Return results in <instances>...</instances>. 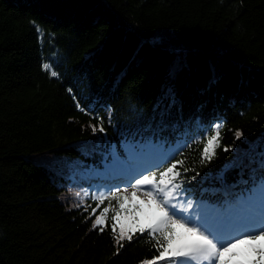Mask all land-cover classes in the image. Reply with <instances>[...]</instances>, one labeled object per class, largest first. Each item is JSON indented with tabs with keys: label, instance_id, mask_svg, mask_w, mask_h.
Segmentation results:
<instances>
[{
	"label": "trees",
	"instance_id": "1",
	"mask_svg": "<svg viewBox=\"0 0 264 264\" xmlns=\"http://www.w3.org/2000/svg\"><path fill=\"white\" fill-rule=\"evenodd\" d=\"M116 157L156 183L176 164L174 202L196 215L249 198L264 162V0H0V264L159 257V231L117 243L127 224L94 227L84 191L129 183L95 175Z\"/></svg>",
	"mask_w": 264,
	"mask_h": 264
},
{
	"label": "snow or ice",
	"instance_id": "2",
	"mask_svg": "<svg viewBox=\"0 0 264 264\" xmlns=\"http://www.w3.org/2000/svg\"><path fill=\"white\" fill-rule=\"evenodd\" d=\"M37 31L43 36L39 28ZM50 67L48 64L42 65L45 70H49ZM50 75L55 77L58 74L51 71ZM219 129L220 125H217L215 135L205 145L203 155L206 159L211 158L210 152L214 155L215 146L219 143ZM99 130L103 132L104 128L101 127ZM95 131L96 128L93 127V132ZM240 135L239 132L236 133L237 138ZM136 166L137 164L133 161H122L118 157L114 158L112 164L114 169H134ZM175 167L176 164H173L166 169L165 173H161L159 184L155 182V173L153 178L143 175L142 179L135 182L137 188L150 186L147 194L152 199L148 203L154 205V214L150 222L146 228L140 227L139 232L144 233L150 230L149 235L155 239V233L159 231L164 241L163 245L158 240L154 244L160 253L159 257H154L152 261H146L145 264H156V260H163L165 264H264V162L261 164L262 174L259 183L246 201L236 208H230L226 214L204 206V210L198 211L195 216L185 208V204L189 208L193 206L190 200L182 203L172 202L181 190V185L174 183L179 175V172L173 173ZM169 173L172 174V179L165 182L163 177ZM165 184L167 187L164 186ZM156 197L159 198V202ZM98 199L102 202L105 197L101 196ZM121 207L123 208V204ZM196 207L199 209L201 206ZM107 211L108 209H105V212ZM115 218L114 216L113 219ZM181 221L184 222L181 223ZM103 223L102 214L97 217L94 227ZM190 224L194 226L190 227ZM130 231L132 230L125 231L122 228L117 243L125 239L130 241L132 239ZM240 236L244 238H237ZM241 245L247 247L237 251ZM121 247H123L122 244ZM253 256L258 258L253 260L251 259Z\"/></svg>",
	"mask_w": 264,
	"mask_h": 264
},
{
	"label": "rangeland",
	"instance_id": "3",
	"mask_svg": "<svg viewBox=\"0 0 264 264\" xmlns=\"http://www.w3.org/2000/svg\"><path fill=\"white\" fill-rule=\"evenodd\" d=\"M150 157V163L145 167L148 168L150 166L154 167L155 169L161 166V163L165 162L169 154L168 152L159 151L156 153H151L149 155ZM113 159L109 161L104 167L95 170V175L100 176L103 180H114L118 178H130L129 183L123 185L122 182H119L118 185H115L113 187H109L110 189H121L119 191H112L108 189H100V187L96 185H92L91 187H87L84 191V194L87 192L88 196L93 199L95 204H97V210L99 211L97 214L99 217L103 214L104 219L109 218L112 221L125 223L128 225L127 228L133 229L136 226L145 227L150 222L151 216L154 214V205H150L148 201L152 199V197L148 196V191L150 190V186H141L139 188L136 187L135 182L136 180L142 179L143 174H140L138 177L139 179H136V177L131 176V174L128 173L125 169H114L112 167ZM143 168V167H141ZM165 177V182L170 181L171 179ZM159 184V183H157ZM123 185V186H122ZM167 187V184L164 185ZM135 193V195H133ZM105 197L103 201L101 202L99 197ZM153 196L155 197V193H153ZM180 199V196L176 194L175 199L172 201L173 203H176L174 201H177ZM157 202H159V198L156 197ZM247 199H242L241 202L246 201ZM121 204H123V208L121 207ZM105 209H108L107 212H105ZM228 210L223 212V214H226ZM188 212L192 213L194 216L196 215L195 210H189ZM117 213L119 215L117 216ZM116 217L113 219V217ZM173 219H178L177 217H173ZM184 221H181L183 223ZM194 225H191L192 227ZM227 227V226H225ZM179 231V230H177ZM211 238V237H210ZM239 239H242L244 237L240 236L237 237ZM247 246L241 245L237 251L245 249ZM258 257H251V259L255 260Z\"/></svg>",
	"mask_w": 264,
	"mask_h": 264
}]
</instances>
